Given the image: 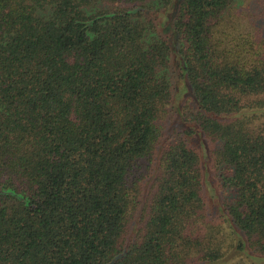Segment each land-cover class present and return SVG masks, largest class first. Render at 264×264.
I'll list each match as a JSON object with an SVG mask.
<instances>
[{"label": "trees", "instance_id": "16d2710c", "mask_svg": "<svg viewBox=\"0 0 264 264\" xmlns=\"http://www.w3.org/2000/svg\"><path fill=\"white\" fill-rule=\"evenodd\" d=\"M0 264H264V0H0Z\"/></svg>", "mask_w": 264, "mask_h": 264}]
</instances>
